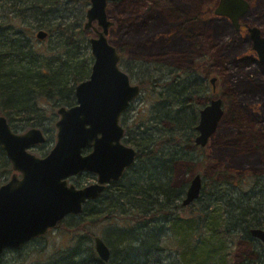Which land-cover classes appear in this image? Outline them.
<instances>
[{
	"label": "trees",
	"instance_id": "obj_1",
	"mask_svg": "<svg viewBox=\"0 0 264 264\" xmlns=\"http://www.w3.org/2000/svg\"><path fill=\"white\" fill-rule=\"evenodd\" d=\"M89 6L90 0H0V115L12 129L38 128L48 140L52 129L46 120L54 115L47 116L42 102H51L52 111L75 106V86L90 76L93 65L92 57L81 58L90 47L83 29ZM39 31L47 34L40 49L34 44ZM118 63L127 74L135 68L122 54ZM143 68L138 84L151 94L147 115L134 127L120 117L123 143L137 152L135 163L74 217L82 219L81 226L108 219L121 224L116 238L122 250L111 252L110 264H165L150 256L162 246L174 250L182 264H234L228 251L237 242L251 250L236 264H264V247L250 234L264 229V174L210 177L189 207L180 203L188 185L173 186L176 165L201 157L203 148H195L194 139L198 101L207 99L208 81L195 67L178 70L150 62ZM12 174L0 147V184ZM69 257L62 255L56 264H70Z\"/></svg>",
	"mask_w": 264,
	"mask_h": 264
},
{
	"label": "rangeland",
	"instance_id": "obj_2",
	"mask_svg": "<svg viewBox=\"0 0 264 264\" xmlns=\"http://www.w3.org/2000/svg\"><path fill=\"white\" fill-rule=\"evenodd\" d=\"M218 1L119 0L106 7L107 19L112 23L106 38L117 51L121 50L124 62L135 66L131 70L132 74L121 70L131 84L139 86L143 65L150 62L162 63L178 70L195 67L208 81L210 89L207 99L198 101L201 107H206L212 99L219 98L223 102L224 115L208 144L202 149L199 160L176 165L172 179L176 188L184 184L189 186L195 175H200L203 184L209 182L210 177L221 181L232 175L264 174V64L259 63L252 51L247 33L248 27L256 28L264 37V0H242L248 5L246 14L240 17V23L246 27L242 30H236L228 19L213 15ZM94 27L98 29L96 23ZM85 31L88 41L96 38L95 32ZM34 44L39 49L46 46L36 39V33ZM82 53L83 59L92 57L90 47ZM211 79L216 80L214 94L209 84ZM139 95L121 117L130 127L137 125L139 117L142 120L150 108V91L140 89ZM230 96L229 103L227 98ZM52 106L51 102H42V109L46 110L47 116L54 115L52 121L46 120V126L52 129V137L47 140L46 134L40 130L46 139L44 145L28 150L39 158H44L55 145L58 107H54L53 113ZM230 123L233 127L229 126ZM28 130L21 132L12 129L17 134ZM255 146L257 149L253 150ZM83 152L88 154L89 149ZM11 176L2 177V184L8 182ZM90 176L80 174L68 178L67 183L79 189L95 182V177ZM78 181L83 186L79 187ZM188 214L183 212V217L188 218ZM81 221L69 215L61 221L60 226L57 225L45 236L30 241L16 251L5 250L0 256V264H56L62 255L68 254L70 257L66 260L70 264H110L98 259L94 238L104 241L110 255L111 252L121 251L116 238L122 229L121 224L108 219L92 225L83 222L81 226ZM166 243L165 236L163 245ZM162 247L163 251L150 256L154 255L155 260L161 259L165 264H182L174 250ZM250 250L247 244L237 242L228 251L232 263H241L249 256Z\"/></svg>",
	"mask_w": 264,
	"mask_h": 264
},
{
	"label": "water",
	"instance_id": "obj_3",
	"mask_svg": "<svg viewBox=\"0 0 264 264\" xmlns=\"http://www.w3.org/2000/svg\"><path fill=\"white\" fill-rule=\"evenodd\" d=\"M115 0H90L85 14L84 30L92 29L90 39L92 67L90 76L75 86V106L60 107L55 123V145L44 158L28 150L44 145L45 136L37 129L22 134L12 131L0 115V147L12 167V176L0 186V256L5 250L16 251L30 241L45 236L69 215L78 216L83 205L101 198L112 182H118L135 163L136 150L123 143L124 129L120 117L140 95V87L130 83L119 68L120 54L107 41L112 26L106 16V6ZM214 15L227 18L239 29L238 20L246 14L242 0H219ZM1 28V25H0ZM252 51L264 64V37L256 28L248 27ZM47 38L36 33L40 42ZM213 84L216 80H209ZM213 90V89H212ZM195 148H205L223 117V102L212 99L199 112ZM88 154H83L88 150ZM88 174L95 182L77 189L68 178ZM200 175L191 178L181 200L189 207L200 197ZM251 237L264 246V229L250 230ZM98 259L109 262L110 250L104 241L94 238Z\"/></svg>",
	"mask_w": 264,
	"mask_h": 264
},
{
	"label": "flooded vegetation",
	"instance_id": "obj_4",
	"mask_svg": "<svg viewBox=\"0 0 264 264\" xmlns=\"http://www.w3.org/2000/svg\"><path fill=\"white\" fill-rule=\"evenodd\" d=\"M115 1H117V0H115ZM113 3H114V2H113ZM217 3H218V2H217ZM109 4H110V3H109ZM109 4H108V5H109ZM218 4H219V3H218ZM218 4H217V5H218ZM108 5H107V6H108ZM217 5H216V7H217ZM107 6H106V7H107ZM216 7H214V10H215ZM214 10L212 11L213 15H214ZM217 17H218V16H217ZM226 19H227V18H226ZM238 24H239V29H238V30H242V29H245V28H246L245 26H243V25L240 23V19L238 20ZM94 28H96V27H94V24H93L92 28L89 29V30L93 31L92 29H94ZM96 29H97V28H96ZM97 30L100 31L99 28H98ZM93 32H95V31H93ZM215 83H216V81H215L213 84L210 83V85H211V91L213 92V94L216 93V91H215ZM212 89H213V90H212ZM221 101H222V100H221Z\"/></svg>",
	"mask_w": 264,
	"mask_h": 264
}]
</instances>
